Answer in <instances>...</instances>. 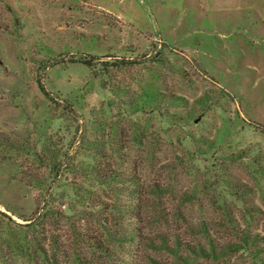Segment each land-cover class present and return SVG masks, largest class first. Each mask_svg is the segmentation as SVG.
I'll return each instance as SVG.
<instances>
[{
  "label": "rangeland",
  "instance_id": "1",
  "mask_svg": "<svg viewBox=\"0 0 264 264\" xmlns=\"http://www.w3.org/2000/svg\"><path fill=\"white\" fill-rule=\"evenodd\" d=\"M117 134L131 153L124 171L167 189L144 196L142 221H159L149 232L196 244L186 220L204 219L218 246L243 244L247 233L262 247L264 0H0V257L36 264L39 251L50 257L61 245L69 264L70 224L94 225L72 211L90 204L65 207L77 187L103 194L72 166L97 153L114 163ZM114 252L115 263L153 264L137 244ZM193 264L257 263L236 252Z\"/></svg>",
  "mask_w": 264,
  "mask_h": 264
},
{
  "label": "trees",
  "instance_id": "2",
  "mask_svg": "<svg viewBox=\"0 0 264 264\" xmlns=\"http://www.w3.org/2000/svg\"><path fill=\"white\" fill-rule=\"evenodd\" d=\"M120 61L115 62L114 66L128 63ZM78 62L88 67L93 66L91 59H80ZM105 66L109 65L105 64ZM138 94L141 99L143 98L144 102L153 100L154 98L150 94L149 99L145 100L146 96L149 95L148 90L145 92L141 90ZM134 106L136 107V113H138L139 104L137 101L134 103ZM144 131V129H136L137 134H135L134 142L138 145L143 144ZM109 139L114 143L109 147V151H114V163L108 159V155L105 153H97L96 155L99 159L97 157L96 161L92 164L87 166L76 165L75 168L72 166V170L85 174L89 179V185L95 186L103 194L97 198L93 193L94 191L92 192L91 190L92 195H88L87 197L86 194H83L84 192L80 193V187H77L74 190L79 195H75V198L67 203L68 207H65L67 211H71L70 205L83 208L84 204H90L91 208L89 210L81 209L80 212H77L72 208V211L78 217L80 216L82 221L86 220L88 222L91 219L94 225L92 229L86 230L82 227H77L75 223L70 224L72 239L70 241L71 250L68 257L69 264H119L115 263L114 256L116 254L114 246H124L125 244L139 245L141 255L148 257L147 263L153 264H193L198 259L221 260L227 259L229 254L236 252H241V254L252 258L257 264H264V245L258 247L257 239H251L245 233L243 238L240 239L243 244H236L234 247L228 245L218 246L215 244L216 242L213 239V233L208 226V222L204 219L201 221L186 220L188 224L187 231L192 237L196 238V244L185 242L181 236L171 235L169 232L161 229L156 232H149V229L157 226L159 221H155L151 226L142 221L144 209L146 208V204H143L145 197H147L146 193L150 195L149 198L151 200L155 198L160 199L167 194V189L165 185L157 182L146 187L141 184L137 170L134 173L124 171L123 167L129 162L131 153L124 145L123 139L120 136L118 137V134ZM57 164L59 163L54 164L56 168L60 166ZM155 166L156 160L154 161L152 157L150 169H153ZM84 191L86 192V189ZM122 197H128L135 203L124 204L121 202ZM184 197V202L191 201L193 198L192 195L188 194ZM50 203L48 202L45 205L44 211L46 213H50ZM90 216L91 218H89ZM45 218H47L46 215L37 221L35 220L31 225H27V227H37ZM126 218L133 220L135 223H126ZM23 227L25 228L26 226ZM23 238L24 240H28L24 235ZM25 244L26 246L23 249L26 247V251H29V243L25 242ZM61 247V245H56L54 253L50 257L47 256L46 251H39L41 255L43 254L46 257H44V262L36 264H60L59 258L64 254V252L61 253ZM151 253H167L174 259V262L162 263L156 260ZM0 264H9V262L0 257Z\"/></svg>",
  "mask_w": 264,
  "mask_h": 264
}]
</instances>
